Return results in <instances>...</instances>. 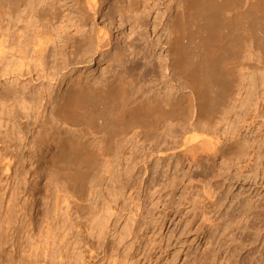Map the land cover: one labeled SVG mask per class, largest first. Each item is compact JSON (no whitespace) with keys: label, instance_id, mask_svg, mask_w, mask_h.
Masks as SVG:
<instances>
[{"label":"bare ground","instance_id":"obj_1","mask_svg":"<svg viewBox=\"0 0 264 264\" xmlns=\"http://www.w3.org/2000/svg\"><path fill=\"white\" fill-rule=\"evenodd\" d=\"M141 1L142 7L139 0H0V109L7 113V119L25 117L21 127L31 119L38 124L48 114L45 135L33 136L32 145L46 153L48 172L57 175L56 181L62 180L81 210L88 206L82 189L95 155L92 145L103 143L102 151L108 154L113 141L129 140V132L133 140L149 138L159 123H165L168 129L146 155L148 164L135 172L142 181L148 171L164 173L160 168L166 149L155 148L165 137L178 139V153L170 149L175 164H169L186 182L184 197L160 208L159 215L160 220L170 221L169 238L165 249L162 247L172 250L168 264H177L181 257L180 264H264V197L256 191L261 182L254 174L241 178L240 167L230 174L231 166L246 159L234 162L225 156L239 146L243 156L257 153L253 164L261 166L264 137H244L242 142L240 131L244 127L251 131L257 118L264 117V103L255 84L261 80L264 84V0ZM86 32L93 35L91 41ZM243 41H249L254 60L242 65L245 70L254 67L260 80L249 76L251 85L243 90L241 110L232 106L227 111L233 119L224 117L226 125L230 119L235 125L224 129L215 117L234 91L233 68L239 63ZM110 55L119 57L121 73L117 77L109 73L104 85L93 86L79 77L64 80L66 86L56 98L45 82L55 79L63 69L72 71L79 56H85L81 59L89 64L95 58L109 62ZM31 99L29 111L12 108ZM88 140L90 146L86 145ZM52 143L55 149H48ZM262 145L260 151L254 149ZM153 151L159 153L153 155ZM218 157L223 158V165L216 171ZM147 184L160 185L155 177ZM251 190L252 194L246 193ZM144 219L138 213L131 231L115 235L117 244L131 248L136 243L128 245L131 238L137 240L136 232L142 226L148 228L154 217ZM97 221L89 227L96 229L91 238L104 241L102 253L106 256L108 238ZM75 234L69 236L59 229L50 237L43 235L39 251L28 242L32 249L23 262L34 264L40 255V264H74L77 253L68 250L80 244L73 239ZM91 244H82L90 252L85 261L94 257ZM128 252L123 257L125 264Z\"/></svg>","mask_w":264,"mask_h":264},{"label":"rangeland","instance_id":"obj_2","mask_svg":"<svg viewBox=\"0 0 264 264\" xmlns=\"http://www.w3.org/2000/svg\"><path fill=\"white\" fill-rule=\"evenodd\" d=\"M139 1L140 7H142L143 3L141 0ZM125 2H127V0H125ZM148 2H150V0ZM152 18L153 17H151V20ZM86 33L90 34L87 40L91 41L93 35L90 32ZM245 42L246 43L244 44L243 41V46L242 48L240 47V55L238 53L239 63H237L233 68L235 77L234 91L227 99L225 104L221 106L220 111L215 117L218 126L224 129L230 128V125H235V120H232L233 116H231V112L229 113L228 111L232 106L234 107V110H241L239 105L243 99V90H245L246 87H250L251 85V82H249L250 80H247L250 79L249 76L253 75L252 77L253 79L255 78V81H257V79L260 80V77L258 76L254 67L245 70L244 66L242 65V62L246 63L254 60L249 53V41ZM110 56L109 62H105L103 60L98 61L97 58H95L89 64H87L89 62L87 60L82 61L83 59L81 58H86L85 56H79V60H77L80 62H74V64L71 66L74 67L72 71H69V69H63L59 71L57 77L56 75L54 76L56 77L55 79H48L45 82L48 83L52 94L56 98L61 95V90H63L66 86V82L63 83L64 80L69 81L79 77L80 81L90 83L93 86L104 85L106 82V77L108 78L109 75L113 74L114 77H117L119 76L118 73H121V66L118 64L119 57L112 55ZM48 63L52 65L53 59L50 58ZM137 69L139 71L141 67H138ZM255 84L257 85V92L259 94L260 102L264 103V84L262 83V80L255 82ZM134 91L135 88L131 90L130 94L134 93ZM254 98L258 100L257 96H254ZM32 104L33 102L31 99L30 102H25L24 104L19 103L16 107L12 108H16L19 111H29ZM50 105L51 103L46 107L47 111L49 110ZM6 116L7 113H3V111L0 109V264H25L22 259H24V256H26V254H28L32 249V247L29 249V243L31 244L32 241L31 245L37 246L36 250L39 251L38 247L41 239L43 240V237L46 236H52V233L58 232L59 229L68 233L69 236L76 233V238L73 239H78V244H80L78 247L75 245L68 250L69 253L70 251L77 253L76 255L78 257L74 264H93L94 262V264H117L120 257L122 258L118 264H125V262L123 263V257L128 251L129 257L126 264L170 263L169 260L171 258L172 250L169 252L164 251V245L167 243L170 234L168 229L170 221H165L166 218L163 221L160 220L159 215L160 208L168 207L173 202L181 201L184 197V183L186 184V182L183 180L180 171H178L176 174L173 173L174 167L169 164L171 161L173 166L175 164V158L173 159V154H171L170 149L171 151H177L176 153H178V139L174 140L170 139L171 137H165V141L160 143L161 145L157 144L158 146L155 148L160 149L159 151H164L166 149V152L164 151L165 153L162 152L164 158L160 168V170L165 171L164 173L155 174L151 171H148L145 173L144 181H142L141 176L139 175L140 173L135 172L138 168H141L142 170L143 164H148L145 160L146 155L149 153L152 147L156 145L154 143L160 138V134L162 132L165 133V131L168 129L165 123H159L156 126L154 133H152L149 138L144 137V139H142L143 137H139L136 140H133L130 138L131 133L129 132V136L127 135L129 140L113 141L112 148L108 154H105L102 151L103 143L100 144L97 142L93 144L94 146L92 145L95 155L92 158V167L85 179L82 189V194L84 195L88 206L86 209L81 210L76 206L77 200L71 196V192L65 187V184L62 183V180L59 179V181H56V178L58 180L57 175L55 176L54 174L51 175V173H49L50 171L47 169L44 162L46 153L42 154L43 152L40 150L36 151L32 145L33 136L42 137L45 135L48 127V114L47 118L38 124H34L31 119L27 126L24 127H21V121H23L25 117L20 119V116H15L7 119L8 117ZM224 117H228L227 120H229L230 117L232 118L230 119L231 122L229 125L225 124L226 120ZM240 132L242 142L244 137V139H249L250 137L252 139H259L264 137V117L259 116L257 118L254 124H252L251 131H248V128L244 127ZM89 141L90 140L87 141L86 145L90 146ZM257 143L258 142H256L254 145L256 146ZM251 144L252 141H249L248 145ZM161 146L162 148H160ZM235 147L236 148L233 152L225 156L233 159L234 162H238L239 159L246 160L242 161L243 163L238 164V166L237 164L235 166H231L228 172H230V174H234V172L240 170L241 178L243 176H251L254 174V179L258 182H261V185H257L258 189H256V191H259V196L264 197V153L263 157H261V166L263 167L262 169L260 165V167H254L255 165L253 164L257 157V153L251 152L250 149L247 148V150H249L248 152H251V154H249L248 157L246 154L243 156L240 147ZM256 147H254L255 150L258 149L260 151V149H263V145L261 148ZM47 148L53 150L55 149V145L52 143ZM159 151H153V155H157ZM41 156H43V159ZM221 161H223V158H216V171L217 168L223 165V162ZM219 164L221 165L219 166ZM6 165L8 167H6ZM5 167L7 169H5ZM238 167H240V169L237 170ZM245 171H247V174ZM149 172L151 173L149 174ZM152 175L156 178V180H159L160 185L152 186L147 184L149 179L154 178ZM52 176H54L53 178L55 179H53ZM147 192H149V197H147ZM252 192L253 190L246 193L252 194ZM145 204L146 207L144 206ZM140 212L145 216L146 221L150 220L149 217L151 215H153L154 219L150 220L151 223L149 224L148 228L145 229L144 226L140 227L141 229L139 228V232H136L138 235L137 240L131 238V244L127 242L130 246L136 242L133 246H131L132 249L130 247H121L117 244L118 238H115V235L119 231V233L124 234L131 231L132 228H134L135 220L138 218V213ZM177 219L178 218H176V220ZM93 220H98L97 222L102 226L106 240L108 238V246H105L106 248H104V250L106 251L104 253H108L109 255L105 256L102 253L104 241L101 238V240L98 241L91 238V234L95 235L94 233H96V229L89 228L91 227V224H93ZM66 226L68 228H66ZM141 231L142 233L140 234ZM84 238H86V240ZM126 238L129 239L130 235L126 236ZM85 241H89V243H86ZM138 242L141 244V246H143L144 250L140 245L137 246ZM93 243L95 246H93ZM200 243L202 246L200 248L203 249V240L200 241ZM82 244H89L88 246L91 244V247H93L91 254L94 252L92 254L94 257L92 259H88L90 261H85L89 257L88 254L90 252L85 250V248L87 249V245L83 246ZM79 246H82L81 249ZM95 247H97L96 251L94 250ZM130 254L132 255L130 256ZM133 255L134 257H132ZM38 257L41 256L39 255ZM38 257H36L34 264L42 263V261L40 262L42 257ZM181 258H178L177 264L182 262ZM69 259L71 260L70 257ZM79 259L80 261H78ZM132 259L135 260V263ZM110 261L112 263H110Z\"/></svg>","mask_w":264,"mask_h":264}]
</instances>
